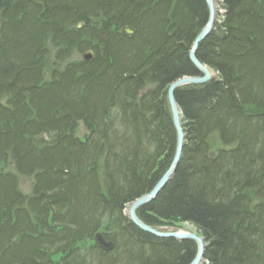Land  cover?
Listing matches in <instances>:
<instances>
[{
  "label": "trees",
  "instance_id": "trees-1",
  "mask_svg": "<svg viewBox=\"0 0 264 264\" xmlns=\"http://www.w3.org/2000/svg\"><path fill=\"white\" fill-rule=\"evenodd\" d=\"M208 18L205 0H0V264L194 260L127 208L174 159L168 88L202 76L189 55ZM196 56L214 76L177 89L183 156L137 216L194 227L204 264H264V0H219Z\"/></svg>",
  "mask_w": 264,
  "mask_h": 264
},
{
  "label": "water",
  "instance_id": "water-1",
  "mask_svg": "<svg viewBox=\"0 0 264 264\" xmlns=\"http://www.w3.org/2000/svg\"><path fill=\"white\" fill-rule=\"evenodd\" d=\"M208 8H209V18L206 26L203 28L201 33L195 39L192 49L190 51V60L192 63L200 70L202 76L201 77H186L181 80L174 82L168 88V102L170 106L171 116L173 120V124L177 134V142H176V150L174 159L169 167V169L165 172L153 190L146 196L136 200L131 203L127 208V214L131 222H133L138 228L142 231L152 234L159 238L170 239L173 238L177 241L191 240L197 244V254L194 260L190 264H204L205 263V248L206 243L204 239L199 236L195 232H181V231H166L162 232L156 230L146 224H144L137 216V211L153 202L157 199V197L161 194V192L165 189V187L170 182L173 177L176 168L181 162L183 156V150L185 146V133L182 126V114L180 111V107L176 101L175 93L177 89L190 86V85H202L209 82L212 79L211 70L202 65L197 59L196 53L199 48V45L207 38V36L212 32L214 26L217 21L218 11L216 10V5L214 0H205ZM130 34L131 31L127 30ZM85 61H92L94 59V53L92 51H88L84 54ZM96 243L102 248L105 252H110L113 250L114 245L111 242H108L105 237L99 233L96 235Z\"/></svg>",
  "mask_w": 264,
  "mask_h": 264
},
{
  "label": "rangeland",
  "instance_id": "rangeland-1",
  "mask_svg": "<svg viewBox=\"0 0 264 264\" xmlns=\"http://www.w3.org/2000/svg\"><path fill=\"white\" fill-rule=\"evenodd\" d=\"M218 1H219V0H217V6H216V10H217V11H218ZM211 72H212V71H211ZM211 74H212V78H213L214 74H213V73H211ZM85 133H86L85 128H84L82 125H80L79 135H80V136H83ZM211 145H212V147H213V152H214V153H216L217 150H218L219 148H221V147H223V148H228V147H225L221 142L218 141L217 136H214V137H213V139H212V141H211ZM31 185H32V181H31V180H29V179H27V180H23V186H24V188H25L26 190L29 191ZM176 229H178V230H174V231H181V232H195V233H197V232H196V229H195L194 227H192L191 225H188V224H184V225L182 226V229H181V228H176ZM198 235H199V234H198Z\"/></svg>",
  "mask_w": 264,
  "mask_h": 264
},
{
  "label": "bare ground",
  "instance_id": "bare-ground-1",
  "mask_svg": "<svg viewBox=\"0 0 264 264\" xmlns=\"http://www.w3.org/2000/svg\"><path fill=\"white\" fill-rule=\"evenodd\" d=\"M215 5L217 6V0H214Z\"/></svg>",
  "mask_w": 264,
  "mask_h": 264
}]
</instances>
